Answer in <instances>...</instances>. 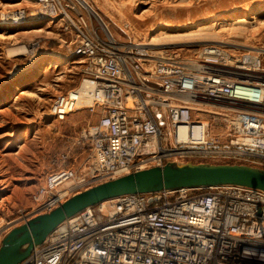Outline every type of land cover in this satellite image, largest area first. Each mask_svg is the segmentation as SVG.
I'll return each mask as SVG.
<instances>
[{
    "label": "built area",
    "instance_id": "2783aa9c",
    "mask_svg": "<svg viewBox=\"0 0 264 264\" xmlns=\"http://www.w3.org/2000/svg\"><path fill=\"white\" fill-rule=\"evenodd\" d=\"M33 1L35 17L59 21L72 35L71 56L83 60L79 84L54 97L49 115L64 123L91 99L79 139L91 157L83 175L67 166L48 172L31 211L9 222L0 216L1 239L94 185L169 162L264 169V39L237 55L208 43L153 60L149 46H124L96 29L77 0ZM23 10L14 23L28 20ZM21 264H264V192L224 186L100 202L60 224Z\"/></svg>",
    "mask_w": 264,
    "mask_h": 264
},
{
    "label": "rangeland",
    "instance_id": "374dc122",
    "mask_svg": "<svg viewBox=\"0 0 264 264\" xmlns=\"http://www.w3.org/2000/svg\"><path fill=\"white\" fill-rule=\"evenodd\" d=\"M77 2L80 12L90 19L96 29L104 33L100 25L102 21L122 45H150L147 51L152 54L153 60L160 54L164 55L162 57L172 54L188 56L199 44L208 43H220L237 55L258 47L264 39V0ZM90 6L95 9V15L89 10ZM22 9L27 21L35 20V23L21 29L8 25L12 24L15 12ZM37 9L33 0L26 3L0 0V24H6L0 25V216L8 222L18 217V210L25 214L31 211L34 207L32 195L48 172L67 166L74 167L79 176L83 175L91 157L89 142L83 144L79 141L82 132L88 128L90 114L80 110L64 123H57L49 115L54 96L79 84L83 62L72 58V46L65 44H70L72 35L64 33L59 21L49 18L38 20L34 13ZM235 10L238 13L233 15ZM223 16L227 17L216 30L212 21ZM237 17H244L249 23L234 24ZM198 24H201L198 27L200 31L208 33L200 39L183 42L150 40L151 35L185 31ZM105 26L103 28L107 29ZM234 26L242 29L232 28ZM31 43L38 45L33 47ZM25 45H32L34 50L15 57L8 53ZM54 52L60 54L61 59L49 65L44 61L45 57ZM32 59L34 65L40 61L39 71L30 72L33 79L27 82L24 77L33 65ZM23 92L24 95H21ZM18 98L20 101H17ZM1 242L0 238V246Z\"/></svg>",
    "mask_w": 264,
    "mask_h": 264
},
{
    "label": "water",
    "instance_id": "95a60500",
    "mask_svg": "<svg viewBox=\"0 0 264 264\" xmlns=\"http://www.w3.org/2000/svg\"><path fill=\"white\" fill-rule=\"evenodd\" d=\"M239 186L264 192V169L244 164L169 162L98 184L49 213L13 228L2 239L0 264H21L60 224L86 208L126 195Z\"/></svg>",
    "mask_w": 264,
    "mask_h": 264
},
{
    "label": "bare ground",
    "instance_id": "6f19581e",
    "mask_svg": "<svg viewBox=\"0 0 264 264\" xmlns=\"http://www.w3.org/2000/svg\"><path fill=\"white\" fill-rule=\"evenodd\" d=\"M21 2L22 3H26V2H28V0H21ZM84 4V3H83ZM87 5V4H86ZM88 6V5H87ZM89 9V8H88ZM89 10H92V12L91 13H95L96 11H95V9L94 8H92L91 6H90V9ZM93 13V14H94ZM238 13V11H234V14L233 15H235V14H237ZM20 15V14H19ZM95 15V14H94ZM229 15H231V14H229ZM121 16V15H120ZM227 16H223V17H220L219 19H213V26L216 28V30L217 29H219V26L221 25V24H223L224 23V21H225V18H226ZM229 17V16H228ZM14 18V17H13ZM96 18V17H95ZM99 18V17H98ZM253 18H255V17H253ZM253 18H251L252 20H254ZM97 19V18H96ZM100 19V18H99ZM235 20V22H234V24H237V23H249V21L246 19V18H244V17H242V18H236V19H234ZM100 21H101V19H100ZM99 21V22H100ZM33 23H35V20H30V21H26L24 18L21 20V18L20 19H18L17 20V22H12V24H10V23H8V25H10L11 27H15V28H17V29H21V28H24V27H26L27 25H33ZM45 23H47V22H45ZM103 25H102V24ZM198 23V22H197ZM233 24V25H234ZM0 25H3V24H0ZM4 25H6V24H4ZM3 25V26H4ZM100 25H101V27L103 28V26H105V24L101 21L100 22ZM200 25L201 24H198V25H196V27H194V28H192V29H187V30H185V31H173V32H161V33H157V34H154L153 36L151 35L150 36V40L151 41H153V42H167V41H171V42H183L184 40H187V39H200V36L201 37H204V36H206V34H208V33H203V31H200V28H198V27H200ZM232 25V26H233ZM246 25V24H245ZM106 27V26H105ZM244 27V26H243ZM107 28V27H106ZM232 28H234V29H237V30H241L242 28H239V27H236L235 28V26L234 27H232ZM103 30H104V32H109V29L107 28V29H105V28H103ZM205 31V30H204ZM111 33V32H110ZM201 34V35H200ZM190 41V40H189ZM198 43L199 42H204V41H198V40H196ZM188 42V41H187ZM28 44H30V43H28ZM134 44V43H133ZM136 45H145V44H138V43H136ZM147 45V44H146ZM147 46H149V47H151L150 45H147ZM16 47H19V46H16ZM22 48H15V49H13V50H9L8 51V53L11 55V57H12V54H14V56L13 57H15V56H22V55H24L25 53H27L26 51L27 50H29L30 51V49H32V50H34V48L33 47H35V45H33V47H32V45H25V46H21ZM29 53H31V52H29ZM33 53H34V51H33ZM56 52H54V53H50L48 56H46L45 57V60L44 61H47V64H49V65H51V64H55L56 63V60L58 61V59H61V57L59 56L60 54H55ZM35 55V54H34ZM157 56V55H156ZM160 57L159 58H157L156 60H158V59H163L164 57H162V56H164L163 54H160L159 55ZM72 58H76V59H79L80 61V63H82L83 62V60H82V58H80V57H76V56H72ZM152 58H154L153 56H152ZM155 60V59H154ZM37 62V61H36ZM39 60H38V62L37 63H35V65L33 64L34 63V60L32 59L31 60V68H30V70H29V73L27 74V76H25L24 77V79L27 81V82H29V81H31L32 79H33V76H32V74L30 73V72H32V73H37L39 70ZM151 65H154V64H151ZM86 94H90V91H86L85 92ZM21 95H24V92L21 94ZM55 97V96H54ZM54 99V98H53ZM17 101H20V98H18V100ZM18 103V102H17ZM52 103V102H51ZM91 105V99H89V98H87V96L86 97H84L83 98V100H82V102L80 103V105H79V107H78V111H84L87 107H89ZM77 111V112H78ZM76 112V113H77ZM127 196V195H126Z\"/></svg>",
    "mask_w": 264,
    "mask_h": 264
}]
</instances>
